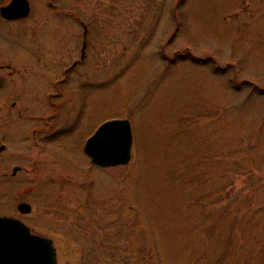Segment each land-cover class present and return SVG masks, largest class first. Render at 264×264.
Returning a JSON list of instances; mask_svg holds the SVG:
<instances>
[{"label": "rangeland", "instance_id": "1", "mask_svg": "<svg viewBox=\"0 0 264 264\" xmlns=\"http://www.w3.org/2000/svg\"><path fill=\"white\" fill-rule=\"evenodd\" d=\"M30 2L0 17V214L58 264H264V0ZM73 102L64 134L52 106ZM124 117L130 162L93 164L87 139Z\"/></svg>", "mask_w": 264, "mask_h": 264}, {"label": "water", "instance_id": "2", "mask_svg": "<svg viewBox=\"0 0 264 264\" xmlns=\"http://www.w3.org/2000/svg\"><path fill=\"white\" fill-rule=\"evenodd\" d=\"M1 15L7 19L26 17L31 12L29 0H11L1 6ZM86 43H84V49ZM133 128L129 118H111L99 125L87 139L85 151L92 163L101 166L128 164L132 158ZM4 145L0 146V151ZM19 167H15V171ZM21 213H29L32 204L18 203ZM0 264H58L54 240L34 232L21 218L0 214Z\"/></svg>", "mask_w": 264, "mask_h": 264}, {"label": "flooded vegetation", "instance_id": "3", "mask_svg": "<svg viewBox=\"0 0 264 264\" xmlns=\"http://www.w3.org/2000/svg\"><path fill=\"white\" fill-rule=\"evenodd\" d=\"M11 1V0H10ZM10 1H8V2H6V3H3V4H0V8H1V6H3V5H6V4H8ZM32 9V8H31ZM31 13V12H30ZM30 15V14H29ZM28 15V16H29ZM28 16H26V17H28ZM0 17H2L3 18V20L4 21H6L7 23L8 22H12V21H19V20H21V19H24V18H26V17H22V18H18V19H7V18H5V17H3L2 15H1V12H0ZM78 20V19H77ZM74 63L72 64V68L76 65V63H75V61H73ZM10 67V65L9 64H6V65H0V69L2 68V69H4V68H9ZM69 75V68H67L66 70H65V73H64V76L62 77V78H60L59 80H58V85L60 86L61 84H64L63 82H65V81H67L68 80V76ZM4 77H2V79H3ZM0 80H1V77H0ZM8 87L9 86V84H7V82L4 80V83H1V81H0V93H1V90L4 88V87ZM42 104V106H40L41 108L42 107H45L44 108V111H46V109H47V107L49 106V104H43V102L41 103ZM12 110H14L17 114H14V117L15 118H20L19 120H21V118L23 119L21 122H28V120H30V118H29V116H27V114L26 115H24V117H22L23 116V112H24V110H23V106L21 105V104H17L16 103V100H14L13 102H12ZM19 107V108H16V107ZM52 107H54L55 108V114H59V110H61V108L62 107H64V109H65V107H66V110H67V112H69V114L71 115V116H69V114H68V117H70L71 118V121H70V123H69V125L64 129V131H63V133L64 134H71L73 131H74V127H75V124L77 123V122H79V118H80V113H81V109H79L78 108V106H77V104L76 103H72V105H71V107L68 105V104H65V105H58V106H54V104H53V106ZM42 111V110H41ZM17 115V116H16ZM31 117H32V115H30ZM48 116L49 115H40V118L41 117H44V118H48ZM51 117L53 116V117H55V115L54 114H51L50 115ZM18 120V121H19ZM30 136V135H29ZM35 137H37V134H35ZM69 137H71V136H68V138ZM75 138V137H74ZM73 137H71L69 140H71V141H69V143H67V144H65V143H63V144H65V145H67V147H66V149L67 150H71V148H70V144H73L72 142H73V139H74ZM54 141H57V140H54V138H52L51 139V143L53 142L54 143ZM2 145H4V148L0 151V154L3 152V151H5L6 150V144H2ZM74 149V148H73ZM15 167H19L18 168V170H14L15 169ZM23 168L24 167H22L21 165H18V164H15L14 166H13V175H16L17 173H19V172H21L22 170H23Z\"/></svg>", "mask_w": 264, "mask_h": 264}]
</instances>
